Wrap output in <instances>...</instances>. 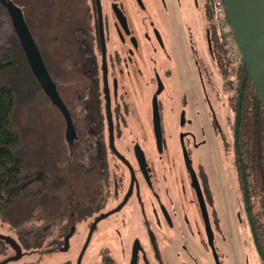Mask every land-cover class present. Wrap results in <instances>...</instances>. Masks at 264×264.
Listing matches in <instances>:
<instances>
[{"label":"rangeland","instance_id":"obj_1","mask_svg":"<svg viewBox=\"0 0 264 264\" xmlns=\"http://www.w3.org/2000/svg\"><path fill=\"white\" fill-rule=\"evenodd\" d=\"M144 1L147 2V0ZM166 2L168 10L165 13L167 15L162 12L160 3L156 1L149 12L154 15L149 14L148 17L149 20H155L161 27L167 43L165 47L158 49L161 51L159 54H162V57L158 56V69L167 82V87L161 98L164 99V96L173 97L174 105H176V101L179 103H184V100L189 102L186 106V113L192 121L186 123V128L196 134L200 144H192L189 138H186V144L188 150H191V159L195 170L203 177L202 182L211 224L215 231L214 241L220 264H263L256 245L250 214L244 200L239 170L234 160L233 120L235 117L234 111H232L234 104L228 106L232 91L227 88L226 83L224 84V77L221 83L216 59L210 60L208 53L205 52V60L218 90L219 99L216 97L214 108L223 125L225 139L216 130L215 120L212 121L190 44L191 29L198 31L195 40L199 44H204L203 34L199 27L208 25L207 21L212 17L213 12L207 15L201 13L202 8L199 6L203 5L204 0H199L201 4L199 6L196 5V0H166ZM56 35L57 32L52 29L47 37L42 33L39 35V39L37 38L38 34L34 36L51 75L57 80L62 96L69 108L73 110V69L71 74L65 72L63 62L66 55L73 54V40L71 37L56 39L54 38ZM17 39L7 9L0 7V51L4 46H11V43L18 46ZM213 42L215 51L218 52L220 44L214 35ZM7 73V77L19 87V103L15 113L18 122L26 127L36 126L38 135H41L43 140H47L45 143L49 145V148L51 144L55 145L53 151L48 149L46 152V149L43 148L45 150L40 156H44L43 160L55 162L56 166L66 164L62 171L56 173L55 189L49 192L47 198H44V212L50 214L64 210L69 211L68 202L73 199V185L77 196L80 199L85 198L87 174L81 170L82 166H73V147L65 136V118L60 109L51 103V100L38 86L22 59L13 64ZM230 103L232 104V100ZM165 105L162 107L161 114L168 146L161 157L165 161L169 159L167 153H170L175 162L171 168L176 170L177 181L174 186L177 193H172V195L178 207L183 205L184 213L188 215L189 219L188 228L183 226L185 228L183 233L178 226L179 221L175 218L174 227L167 226L168 236L159 234L147 242L145 237L149 236L148 222L133 219L128 223H115L114 228H111L106 222L100 221L92 235L88 236L90 223L86 219L77 218L76 233L74 236L73 233L70 236L69 246L64 249V243L61 248L50 250L49 245L44 244L26 246L15 227L0 218V231L14 239L23 252L21 258L10 259L6 262L3 259L0 264H20L24 261H32L35 264H76L79 258L81 264H85L103 260L105 253L108 254L111 264H128L129 251L136 237L141 238L144 250L146 249L147 254H150L151 260L153 250L157 249L164 264H217L214 251L207 241L203 219L199 213L190 180L185 173L184 166L179 161L180 158L176 155L179 136L176 128L173 129V125H177L174 122L175 116L171 115L172 110ZM145 129L150 133V127L146 126ZM23 130L27 134V130ZM26 134L25 138H28ZM147 150L148 153H153L150 144H147ZM33 154L38 153L37 151L29 152L31 158L34 156ZM161 157H159V162H162ZM81 158L85 159L84 156ZM254 204L257 208V198H255ZM178 211L181 215V210ZM157 225L159 228L163 226L160 222ZM109 231H117V233H109ZM85 240H87V244L83 246Z\"/></svg>","mask_w":264,"mask_h":264},{"label":"flooded vegetation","instance_id":"obj_2","mask_svg":"<svg viewBox=\"0 0 264 264\" xmlns=\"http://www.w3.org/2000/svg\"><path fill=\"white\" fill-rule=\"evenodd\" d=\"M156 1L160 3L162 12L167 15L166 0H147V2L144 0H80V15L74 16L73 54L71 55L73 57V110L69 109L75 133L70 144L73 147V166H82L81 170L87 176L85 198L81 199L85 209L72 210L73 236L76 233L77 218L86 219L90 223L88 236L92 235L100 221L114 228L115 223H128L133 219L144 220L148 222L149 236L145 237L147 242L159 234L168 236V227H174L175 218L180 223L178 226L182 233L185 230L184 225L188 228V215L184 213L183 205L179 207L176 205L172 195L177 193L174 186L177 181L176 170L171 168L175 164L174 159L170 153H167L169 159L165 161L161 157L168 146L161 114L162 107L166 104L172 110L171 115L175 116L173 119L177 124L173 125V129L176 128L179 136L176 155L180 158L179 161L190 180L208 239L199 196L183 150L185 145L191 159V150H188L186 138H189L192 144H200L196 134L186 128V123L192 121L186 113L189 102L176 101L174 105L173 97L161 98L167 82L158 69V56L162 57L158 49L165 47L167 43L161 27L155 20L148 18L151 7ZM196 5H201L199 0H196ZM199 8H202L203 15H207L210 10L208 0H204ZM143 12L145 13L142 15ZM199 29L203 34L204 44H199L195 40L198 35L196 29L190 30V44L212 121L215 120L216 130L226 139L223 125L214 108L216 97L219 96L216 94L218 90L211 82L212 74L204 55L207 52L210 60L216 59L214 32L210 25L199 27ZM55 81L57 82L56 79ZM160 84L162 87L158 92ZM217 104L220 107L218 102ZM155 105L158 108L162 132L161 149L156 131ZM227 123L230 124L228 121ZM233 123L235 124L234 160L240 179L249 187L247 178L249 168L245 166L243 156L238 150L236 118ZM146 126L150 127V133L145 129ZM147 144L151 145L153 153H148ZM83 156L84 160L81 158ZM159 157L162 162H159ZM191 162L193 165L192 159ZM195 171L208 210L203 177L197 170ZM243 187V196L246 201L249 198L250 188L246 190L245 186ZM77 198L79 197L73 185L74 206L78 204ZM178 210H181V215ZM247 210L252 218L248 207ZM156 219H158L157 222ZM209 219L211 222L210 215ZM159 222L163 225L160 228L157 225ZM212 231L214 241L213 227ZM111 232L117 233V231H109ZM137 240L139 241L137 264L141 262L142 264H164L157 249L153 250L151 260L150 254H147L146 249L144 250L140 237L133 240L128 264L131 262L133 246ZM207 241L209 242V239ZM86 244L87 240L83 246ZM211 248L213 249L212 246ZM78 260L76 264H81V259ZM110 261L108 254L105 253L103 260L85 264H111ZM24 263L35 264L32 261H24Z\"/></svg>","mask_w":264,"mask_h":264},{"label":"trees","instance_id":"obj_3","mask_svg":"<svg viewBox=\"0 0 264 264\" xmlns=\"http://www.w3.org/2000/svg\"><path fill=\"white\" fill-rule=\"evenodd\" d=\"M14 1L21 6L33 34H38V39L41 33L47 37L49 31L54 29L57 32L54 38L71 37L73 40L74 16L80 15V0ZM208 3L210 6L208 13L213 12V15L207 23L220 44L219 51L214 52L218 63L217 70L221 83L224 77V84L226 83L227 88L232 91L228 106L234 104L232 111H234L236 123L239 124L238 150L243 156L245 166L249 168L247 177L249 187L247 183L243 184L242 179L241 186L243 191V186L246 190L250 188L249 198L245 202L252 215L254 237L256 244L259 245L258 249L264 264V106L243 56L241 60L235 62L225 47L223 34L216 22L214 6L211 0H208ZM0 7L8 11L1 2ZM17 42L18 46L11 43V46H4L0 51V218L15 227L26 246L44 244L49 245L51 250L61 248L66 234L72 229V210L83 211L85 207L82 200L77 198L78 204L75 206L73 199L68 202L71 211L69 209V211L50 214L44 212V198H47L49 192L55 189L56 173L62 171L66 164L56 166L53 161L43 160L44 156L41 157V153L45 149L46 152L48 149L53 151L55 145L51 144L49 148V145L45 143L47 140H43V137L38 135L36 126H22L17 120L15 113L19 103V87L7 77L8 69L22 59L31 76L42 89L29 65L19 38ZM72 58L68 54L63 60L64 71L70 74L73 69ZM211 82L215 84L212 78ZM58 89L62 95L59 86ZM42 91L44 92L43 89ZM45 95L49 98L46 93ZM233 127H235L234 123ZM23 129L27 130V134ZM25 134L28 138H25ZM30 151H37L38 154H33L31 158ZM255 198H257V208L254 204ZM5 235L7 233L0 231V261L21 258L22 249L21 255L17 257L15 246ZM17 245L19 246L18 243Z\"/></svg>","mask_w":264,"mask_h":264},{"label":"water","instance_id":"obj_4","mask_svg":"<svg viewBox=\"0 0 264 264\" xmlns=\"http://www.w3.org/2000/svg\"><path fill=\"white\" fill-rule=\"evenodd\" d=\"M0 2L8 8L11 23L19 38L21 46L25 52L29 65L37 81L39 82L44 92L49 96L52 103L61 110L66 121L65 136L70 142V140L73 138V134L75 133V126L73 124L71 111L64 98L60 94L57 82L55 81L47 67L36 38L26 20L25 14L21 6H19L14 0H0ZM224 2L236 41L246 62L248 72L255 85L259 98L264 106V0H224ZM211 3L214 4V0H211ZM161 87L162 86L160 84L157 90L158 92L161 90ZM155 120L159 148L161 149L162 132L159 121L158 108L156 105ZM238 128L239 124L236 123L237 139ZM183 148L186 164L191 172L193 183L199 196L202 212L206 222L209 243L213 247L217 264H220L219 256L214 246L213 231L203 192L195 168L193 167L191 159L187 152L186 146L184 145ZM73 229L74 228L72 227V229L65 236V244L63 247L64 249L69 246V239L73 233ZM5 236L15 246L18 252L17 257L20 256L21 248L17 245L16 241L9 235ZM138 245L139 241L137 240L135 245L133 246L130 264H137ZM256 245L259 248V245Z\"/></svg>","mask_w":264,"mask_h":264},{"label":"built area","instance_id":"obj_5","mask_svg":"<svg viewBox=\"0 0 264 264\" xmlns=\"http://www.w3.org/2000/svg\"><path fill=\"white\" fill-rule=\"evenodd\" d=\"M213 6L215 10L216 22L219 24V28L223 34L222 38L224 40L225 47L234 61L237 62L242 59V53L236 41L234 31L227 14L225 2L224 0H214Z\"/></svg>","mask_w":264,"mask_h":264}]
</instances>
